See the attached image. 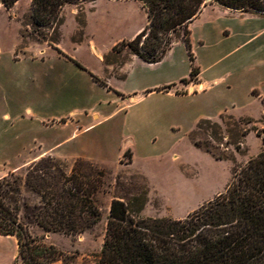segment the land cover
Returning <instances> with one entry per match:
<instances>
[{
	"label": "rangeland",
	"instance_id": "rangeland-1",
	"mask_svg": "<svg viewBox=\"0 0 264 264\" xmlns=\"http://www.w3.org/2000/svg\"><path fill=\"white\" fill-rule=\"evenodd\" d=\"M29 13V0H19L9 10L0 5V116L7 112L12 116L25 115L24 107L28 106L33 108L39 120L50 124L75 107H88L95 99L108 103L109 109V147L102 152L103 165H97L106 173L104 190L95 196L101 213L99 221L75 235L45 234L36 225L29 226L31 235L61 252L62 255L52 264H94L95 255L103 243L113 197L130 199L140 187H146L147 202L141 216L171 217L177 210L212 198L224 189L232 177V168L245 164L263 150L262 140L255 132L264 128V105L258 99L250 98L249 104L244 103L237 110L239 115L251 117L255 123H241L236 118L230 120L226 118L227 113L222 120L212 119L219 123V130L204 128L195 133L197 140L207 142L215 153L229 154L231 161L215 160L190 140V133L198 120L207 119L202 117L207 113L205 95L185 98L158 94L142 100L131 99V96L146 95V89H142L152 81H159L157 76L167 68L174 66L179 73H185L188 67L187 53L180 43L174 46V52L163 65H146L130 57L124 49L112 51L118 42L132 39L133 34L145 25V9L139 1L89 0L65 5L61 13L60 44L70 59L57 56L49 49L52 55L31 56L33 50L30 47H47V43L36 41L28 27L22 28ZM200 14L219 15L212 25L205 27V17H201L190 28L192 52L199 70H202L200 66L205 68L219 60L217 67L201 72L202 79L225 76L226 64L236 61L239 54L248 53L253 61H264V15L239 13L215 2H206ZM21 32L23 37L19 36ZM15 50L18 60L14 59ZM98 50H109L110 53L109 94L93 87L89 78L90 74L93 75L90 68L98 70L101 67L99 70H103L98 61ZM22 57L48 62L32 65L20 62ZM54 57L61 58V63L54 62ZM263 82L257 80L253 83L259 87ZM195 83L196 79L187 80L184 84L188 87L186 91L192 92ZM225 86L220 84L215 95L221 98L220 105L230 107L232 92ZM152 108H161L170 115L158 131L140 137L136 127L132 128L136 120L131 117L140 109ZM245 129L249 133L242 137ZM48 135L52 139L57 134L51 131ZM40 137L46 139V134ZM236 144L240 149L235 148ZM126 149H131L135 155L133 169L137 172L125 166L128 156H121L120 162L118 160V154L122 155ZM65 162L71 165L73 160ZM17 173L23 175L24 169ZM119 177L120 186L117 184ZM20 219L27 222L22 212ZM17 250L14 237L0 235V264H20Z\"/></svg>",
	"mask_w": 264,
	"mask_h": 264
},
{
	"label": "trees",
	"instance_id": "trees-1",
	"mask_svg": "<svg viewBox=\"0 0 264 264\" xmlns=\"http://www.w3.org/2000/svg\"><path fill=\"white\" fill-rule=\"evenodd\" d=\"M17 1L0 0V5L9 10ZM81 1L89 0H30L28 21L21 26L28 27L36 41L47 43L68 58L55 47L61 39V13L65 5ZM137 1L145 9L146 23L132 39L121 40L112 51L124 49L153 64L160 62L180 40L191 65L189 80L196 79L200 73L194 64L189 26L206 2L244 13H264V0ZM19 36L23 37V33ZM16 53L17 50L15 60ZM166 88L169 87L163 89ZM252 93L259 95L257 90ZM223 115L226 114L219 116L220 120ZM226 118L233 119L230 115ZM239 121L255 123L251 118ZM204 128L219 130V123L199 120L190 133L192 144L215 160L231 161L229 154L215 153L207 142L195 138V133ZM255 132L262 140L263 150L245 164L232 168V177L224 190L182 219L142 217L147 202L146 187H140L130 199L113 197L103 243L94 264H264V128ZM248 133V129L243 130L242 137ZM235 148L240 149L239 144ZM122 156H128L127 164L132 162L129 149ZM120 180L117 178L119 186ZM105 183V171L94 163L75 159L68 165L51 156L30 163L23 175L11 172L1 177L0 235L15 238L20 264H52L62 255L53 245L31 235L30 225H36L45 234L65 235L93 227L101 216L95 196L104 190ZM21 212L26 223L20 219Z\"/></svg>",
	"mask_w": 264,
	"mask_h": 264
},
{
	"label": "crops",
	"instance_id": "crops-1",
	"mask_svg": "<svg viewBox=\"0 0 264 264\" xmlns=\"http://www.w3.org/2000/svg\"><path fill=\"white\" fill-rule=\"evenodd\" d=\"M238 12L247 15H264V13H244L241 11ZM201 17H205L203 25L206 27L214 24L215 20L219 18V15L199 14L190 24L189 28H191L192 24ZM140 30L141 28H139L133 34V36L136 35ZM177 43L182 44L185 48V45L182 41L175 42L171 49L163 57V59L155 65H163L164 63H166L169 55L174 52V46ZM55 47H57L61 52L64 51V48L60 44V41L55 44ZM30 49L33 50V55L31 56L51 54V52L48 51L49 49L57 56L65 58V56L60 54L55 48L49 46L48 44L47 47H30ZM234 50L237 49L235 48ZM109 55V50L97 51L98 61L102 64V71H104L103 75H100V73H102V71L99 70L101 67H98L99 71L95 68H90L93 76L103 81L107 85V87H103L94 82L89 75L93 87L102 89L105 91V93L108 94L109 91H111V89L109 88V66H112V63L109 62ZM129 55L130 57L138 59L134 55ZM60 59L61 58L54 57V62L56 61L58 63H61ZM138 60L141 61L140 59ZM19 61L30 62L32 63V65H44L48 62V60L45 59L30 57H22L21 59H19ZM141 62L146 64L143 61ZM218 62L219 60L211 63L205 68L200 66L202 70L196 78L195 87L193 88L192 92H187L186 89L188 87L184 85L185 82L189 80L191 70V65L188 58V67L185 73H179L174 66L167 68L166 70H164V72H161L157 76L158 78H160L159 81H152L142 89H146L144 91V94L146 95H139V97L137 98L131 96V99L133 101L142 100L149 96L151 97L158 94L164 95L166 97L185 98L205 95L208 100V104L206 106L207 113L202 117H205L207 119L211 118V120L217 118L219 119V116L228 113V115L236 119L251 118L248 116L239 115L237 110L239 106H243L244 103L249 104L252 101L250 98L258 99L264 105L262 101L264 100V89H262V87L264 86V82L263 85L259 87H257L253 83L257 80L264 81V61H253L251 54L248 53H246L245 55L239 54L236 56V61L226 64L224 69L227 70V73H225V76H212L209 79H202L201 72H203L205 69L217 67ZM184 79H186V81L182 82V80ZM220 84L226 85V89L232 92L233 99L230 102V107H224L223 105H220L221 98L215 95L216 89H218ZM165 87L169 88L163 89ZM253 90H257L259 95L253 94ZM177 92L181 93L177 94ZM107 104L108 103L101 99L92 100L88 107H82L81 109L75 107L71 109L67 113V115H59V117H57L58 121L56 123L50 124H44L41 119L39 120L38 117L35 116L33 108H30L28 106L24 107L25 115L15 114L14 116H12L8 112L2 114L0 116V178L4 177L8 173L20 171L30 163L44 156H51L64 161L84 159L96 165H103L101 155L103 154L102 152L104 148L109 147V125L107 124V121L109 120V109ZM85 109L89 111L86 112ZM69 115H71V117H69ZM168 115H170V112L161 108L140 109L131 117L136 120V124H132V128L136 127V130H138V132L136 131L137 134L139 133L138 135L140 137H144L158 131L161 123L166 120ZM51 131H55L57 135L53 136L52 139H49L48 134ZM43 134H46V139L41 140L40 136ZM86 135L89 136L85 137ZM74 141L78 142L71 145V143ZM129 150L131 151V149ZM122 155L121 153L118 154L119 162ZM134 163L135 155L134 153H132V162L130 164H126L125 166L137 172L133 169ZM223 190L224 189L218 191L213 195L212 198L216 197ZM212 198H209L205 201H199L197 205L193 207L177 210L175 211L174 215L167 218L182 219L188 213L194 211L204 202H207Z\"/></svg>",
	"mask_w": 264,
	"mask_h": 264
}]
</instances>
